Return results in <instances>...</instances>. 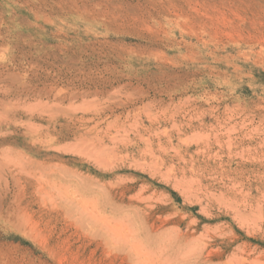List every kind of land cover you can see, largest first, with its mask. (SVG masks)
Wrapping results in <instances>:
<instances>
[{
    "label": "rangeland",
    "instance_id": "1",
    "mask_svg": "<svg viewBox=\"0 0 264 264\" xmlns=\"http://www.w3.org/2000/svg\"><path fill=\"white\" fill-rule=\"evenodd\" d=\"M0 264H264V0H0Z\"/></svg>",
    "mask_w": 264,
    "mask_h": 264
},
{
    "label": "bare ground",
    "instance_id": "2",
    "mask_svg": "<svg viewBox=\"0 0 264 264\" xmlns=\"http://www.w3.org/2000/svg\"><path fill=\"white\" fill-rule=\"evenodd\" d=\"M20 150V149H19ZM11 156V155H10ZM5 157H6V155H5ZM23 158V157H22ZM8 160V159H7ZM14 163V162H13ZM21 162H19L18 164H20ZM16 164H17V162H16ZM23 165V164H22ZM19 166V165H18ZM22 167V166H21ZM23 168H25V167H23ZM20 169V168H19ZM18 169V170H19ZM22 170V169H21ZM33 174V173H32Z\"/></svg>",
    "mask_w": 264,
    "mask_h": 264
}]
</instances>
